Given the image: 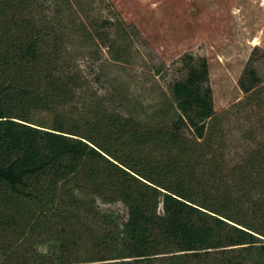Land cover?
I'll use <instances>...</instances> for the list:
<instances>
[{
  "label": "trees",
  "instance_id": "obj_1",
  "mask_svg": "<svg viewBox=\"0 0 264 264\" xmlns=\"http://www.w3.org/2000/svg\"><path fill=\"white\" fill-rule=\"evenodd\" d=\"M97 1L0 0V241L40 240L29 264H264V210L245 212L233 191L264 187V171L221 177L207 60L185 56L144 115L123 97L92 101L81 61L103 46L115 63L134 58L123 21L91 13ZM259 82L250 70L240 88ZM96 198L123 203L127 221L98 213L113 230L93 236ZM87 241L96 253L74 259Z\"/></svg>",
  "mask_w": 264,
  "mask_h": 264
},
{
  "label": "rangeland",
  "instance_id": "obj_2",
  "mask_svg": "<svg viewBox=\"0 0 264 264\" xmlns=\"http://www.w3.org/2000/svg\"><path fill=\"white\" fill-rule=\"evenodd\" d=\"M52 1L47 3L51 6ZM92 8L97 17L123 21L134 56L129 65L118 64L103 46L95 55L98 61L87 63L90 56L81 61L91 80L92 101L118 109L117 99L123 97L136 115H144L168 93L171 81L184 76L185 56L205 58L217 114L214 122L221 129V177L231 181L232 168L238 169L239 180L264 171V0H98ZM83 51L93 54L95 49ZM250 70L260 82L245 94L240 81ZM248 190L245 185L233 190L236 200L244 203L242 210H264V187ZM98 213L120 223L128 219L123 203L96 198L87 220L93 236L104 233L100 228L113 230L103 225ZM40 243L36 237L8 235L0 241V264L33 263L36 251H44ZM93 247L91 241L79 242L73 258L86 259V253H96Z\"/></svg>",
  "mask_w": 264,
  "mask_h": 264
}]
</instances>
